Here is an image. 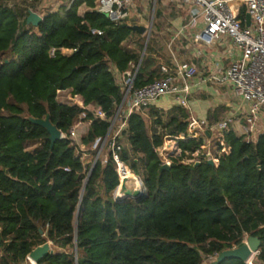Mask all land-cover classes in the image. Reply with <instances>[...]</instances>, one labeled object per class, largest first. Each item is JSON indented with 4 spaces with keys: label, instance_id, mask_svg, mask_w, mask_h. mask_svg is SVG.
<instances>
[{
    "label": "trees",
    "instance_id": "16d2710c",
    "mask_svg": "<svg viewBox=\"0 0 264 264\" xmlns=\"http://www.w3.org/2000/svg\"><path fill=\"white\" fill-rule=\"evenodd\" d=\"M6 1L0 0V264H24L47 243L52 254L36 264H202L246 237L260 241L255 263L264 264V133L246 143L229 131L230 153L217 167L174 162L160 172L155 148L164 136L184 132L189 114L180 106L166 115L154 106L132 113L120 159L140 181L142 197L117 201L119 179L106 149L87 176L91 163L84 166L64 140L51 147L46 130L30 121L48 116L66 133L81 108L56 101V91L78 95L85 107L105 112L81 137L95 157L94 144L106 136L124 96L113 67L120 74L139 64L133 89L162 78L153 45L161 35L169 38L170 22L187 13L157 1L141 59L144 36L90 11L95 0L47 12L37 27L26 24V10L21 14ZM37 2L29 5L36 9ZM81 6L87 9L82 16ZM52 47L75 51L50 58ZM200 143L179 145L190 150Z\"/></svg>",
    "mask_w": 264,
    "mask_h": 264
},
{
    "label": "built area",
    "instance_id": "2783aa9c",
    "mask_svg": "<svg viewBox=\"0 0 264 264\" xmlns=\"http://www.w3.org/2000/svg\"><path fill=\"white\" fill-rule=\"evenodd\" d=\"M26 1L30 2V0ZM75 1L38 0L37 5L38 7L43 4L50 5L51 9L48 12H54L62 6L68 11ZM157 1L176 3L187 13L185 24L177 30L170 45L177 39L176 37L185 35L191 37L193 44L206 47H212L221 43L223 39H228L233 50L239 53V56L224 70L215 68L204 80L213 85H230L240 104L236 112L240 111V113L214 123L198 119L189 113L186 130L176 136H164L161 145L155 148L161 166L170 167L174 162L185 166L211 162L217 167L220 158L230 153L226 134L235 122L234 118H241L240 136L246 143L254 142L264 133V0H149L148 3L153 5L151 18L154 16ZM146 3L147 0H141L144 11L147 9ZM242 8L245 11L244 19L239 17ZM35 10L28 6L26 13L27 15L29 12L35 13L41 19L47 13L46 11L41 14ZM86 10V8L78 10L79 15L82 16ZM89 10L105 14L114 26H141L140 20L144 17V11H140L133 0H95L93 8ZM246 16L249 17V26H246ZM145 28L150 34V28L149 31L146 26ZM90 33L98 36L102 34L98 29H91ZM73 51L75 50L52 47L48 55L50 58H55L57 55L66 57ZM170 54L172 65L160 63L162 78L138 89L132 88V81L139 64H130L129 68L120 74L113 67L115 77L123 80L124 96L110 121L106 136L94 144L93 149L97 150V153L89 162L91 167L87 176L90 175L102 150L106 149L115 164L120 187L123 180L131 173L120 159V153L126 146L122 132L127 127V118L132 113L143 112L152 103L168 96H173L180 107L188 108L190 81L197 75V69L189 62L177 61L173 52ZM59 96H65L66 100L59 101ZM55 99L62 104L81 108L70 129L66 133L61 132V140L65 141L68 148H73L75 155L81 156L84 166H87L89 163H84L86 152L81 144V137L87 132L93 119L105 118V112L101 108L85 107L79 96L72 95L68 90H57ZM243 107L245 110L242 109ZM87 111L91 117H88ZM187 140H200L201 143L194 149L182 150L179 142ZM257 254L258 252L252 254L245 264H256ZM215 258L207 257L209 264ZM26 260L29 264H34L28 257Z\"/></svg>",
    "mask_w": 264,
    "mask_h": 264
},
{
    "label": "crops",
    "instance_id": "0c3cea01",
    "mask_svg": "<svg viewBox=\"0 0 264 264\" xmlns=\"http://www.w3.org/2000/svg\"><path fill=\"white\" fill-rule=\"evenodd\" d=\"M185 22L186 18L180 16L176 20L171 21L170 25L179 30L182 25L185 24ZM176 38L177 39L175 40L176 42L174 46L178 44L182 47L181 49H183V47L187 49V51L181 53V56H176L174 54L176 60L189 62L197 69V75L190 81L188 108L185 109L187 113H190L198 119H202L210 123L219 122L225 119L213 118V116H216V111L218 109V107L215 108L213 98L218 96V100L219 97H221L223 101L222 104L229 108L227 113L228 117L234 115L235 113L239 114L240 111L236 112V109L238 106H240V104L237 98H235L230 85H213L205 82L204 80L213 69L216 68L224 70L232 60L239 56V53L233 50L230 41L228 39H223L219 44H216L212 47H206L193 44L191 37L186 35ZM181 39H185V42H183ZM158 60L162 64L172 65L173 63L170 56L164 61L160 57H158ZM214 87H218V89L225 88L227 93H225L223 96H219L217 94V89H214ZM209 99L212 100L209 101ZM150 106L156 107L159 109V111L166 115V113H168L171 108L179 106V104L173 96H168L160 98ZM242 109L245 110L244 107ZM238 117L240 116L238 115ZM234 121L235 122L231 125L230 131H232L235 135L240 136V124L242 123L241 118H234Z\"/></svg>",
    "mask_w": 264,
    "mask_h": 264
},
{
    "label": "water",
    "instance_id": "95a60500",
    "mask_svg": "<svg viewBox=\"0 0 264 264\" xmlns=\"http://www.w3.org/2000/svg\"><path fill=\"white\" fill-rule=\"evenodd\" d=\"M41 21H42V19L38 15H36L35 13L29 12L28 15L26 16V24L31 25L32 27H37L41 23ZM249 24H250L249 17L246 16V26H249ZM123 27H127L132 32H135L141 36L147 34V37H146V40L144 43V47H143V51L141 54V59H142L144 52H145V49H146V46H147V43H148L149 33L147 32L146 28L143 26L123 25ZM141 59H140V61H141ZM30 121H31V123L38 125V126L44 128L46 130V132L49 134V140L51 143V147H53V145L57 141L61 140V132L54 125H52L48 116L43 120L30 119ZM208 165L213 166V164L211 162H209ZM194 166H197V165H194ZM167 170H169V167L161 166V168H160V172L167 171ZM87 179L88 178H86V181H87ZM135 181H138V180H135ZM85 185H86V182L83 186L82 192L85 188ZM141 197H142V187L140 186V184L135 188H129L127 186L126 180H124L119 187V190H118L117 195H116V200L117 201H123L126 199L138 200ZM77 217H78V214H77ZM259 247H260V241L257 238L247 237L246 242H244L240 247L222 251L221 253H219L216 256L215 260L212 261L210 264H220L226 259H237V260H240L242 262H246L251 257L252 254L258 252ZM48 254H52V252L50 249V245L47 243V244H44L42 246L35 248L28 255V259H30L34 264H36L42 257H44Z\"/></svg>",
    "mask_w": 264,
    "mask_h": 264
},
{
    "label": "rangeland",
    "instance_id": "374dc122",
    "mask_svg": "<svg viewBox=\"0 0 264 264\" xmlns=\"http://www.w3.org/2000/svg\"><path fill=\"white\" fill-rule=\"evenodd\" d=\"M137 6V8L140 10V11H144L142 9V4H141V0H133ZM149 0H147V3H146V11H144V17H142V19L140 20V24L141 26L143 27H147L148 28V31H149V28H150V32L152 30V23H153V17L151 18V14H152V4L151 3H148ZM162 6L164 7H168V4L170 2H166V1H158ZM173 3V2H171ZM4 4L6 6H8L9 8H14V9H17V11H21V14L23 13V11L27 10V7L30 6L28 1H23V0H8L6 2H4ZM31 7V6H30ZM156 7V6H155ZM54 8V7H53ZM32 9V7H31ZM51 9V6L50 5H47V4H43L41 6L36 7V10L37 12L43 14L44 12H48V10ZM59 9V8H58ZM57 10V9H56ZM79 10H85V7L84 6H81ZM155 11V10H154ZM103 16H105L107 18V16L105 14H103ZM151 24V26H150ZM170 32H171V36L169 38H167V35H166V38L164 37V35H161L160 38H159V42L157 43V45H153V47L155 48V55L156 57H160L163 61L168 58L171 54V52H173L176 56H181V53L182 52H185L187 51V49H185V47H183V49H181L182 47L180 45H176L174 46L175 42H172L171 45H170V42L173 40V36H175V33L177 32V28H174L173 26L170 25ZM144 36V43H145V40H146V37H147V34L145 35H142ZM150 36V34H149ZM148 40H149V37H148ZM183 42H185V39H181ZM180 40V41H181ZM152 39L150 40V43H149V48L152 46ZM143 51V50H142ZM117 80V83L119 85H122L123 84V80L121 78H116ZM217 89V94L219 96H223L225 93H227V90L225 88H219L218 87H214V89ZM214 105H215V108L218 107L217 111H216V116L213 118H227V113H228V109L225 105L222 104V98L219 97V100H218V96H215L214 98ZM66 100V97L65 96H59V101H65ZM212 100V99H209V101ZM235 107V106H234ZM163 117H165V115H162ZM84 151L86 152V158L84 160V163L87 164L89 162H91V160L94 158L91 154V152H87L86 148H84ZM134 178H136L135 176H133ZM138 180V178H136ZM139 181V180H138ZM140 183V181H139ZM140 186H141V183H140ZM118 191V190H117ZM117 191L114 193V196L116 198V195H117ZM77 223V212L75 214V220H74V226L76 225ZM244 241H246V238L244 239ZM24 264H29L27 261L24 263ZM202 264H209L208 262V259H204L203 263Z\"/></svg>",
    "mask_w": 264,
    "mask_h": 264
},
{
    "label": "bare ground",
    "instance_id": "6f19581e",
    "mask_svg": "<svg viewBox=\"0 0 264 264\" xmlns=\"http://www.w3.org/2000/svg\"><path fill=\"white\" fill-rule=\"evenodd\" d=\"M126 182H127V186L129 188H135L137 187L140 183L138 181H135L137 180L136 178L133 177V175L130 173L128 174V176L126 177ZM124 181V180H123ZM144 187V186H143Z\"/></svg>",
    "mask_w": 264,
    "mask_h": 264
}]
</instances>
